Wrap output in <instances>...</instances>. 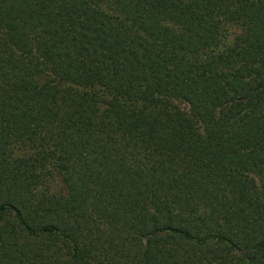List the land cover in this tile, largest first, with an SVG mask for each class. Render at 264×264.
Segmentation results:
<instances>
[{
	"label": "trees",
	"instance_id": "16d2710c",
	"mask_svg": "<svg viewBox=\"0 0 264 264\" xmlns=\"http://www.w3.org/2000/svg\"><path fill=\"white\" fill-rule=\"evenodd\" d=\"M0 264H264V0H0Z\"/></svg>",
	"mask_w": 264,
	"mask_h": 264
},
{
	"label": "rangeland",
	"instance_id": "374dc122",
	"mask_svg": "<svg viewBox=\"0 0 264 264\" xmlns=\"http://www.w3.org/2000/svg\"><path fill=\"white\" fill-rule=\"evenodd\" d=\"M233 33H234V29L231 28L229 30V33H228L229 34V39L231 38V36H233Z\"/></svg>",
	"mask_w": 264,
	"mask_h": 264
}]
</instances>
